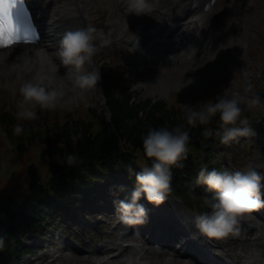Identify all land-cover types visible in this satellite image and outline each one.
<instances>
[{
    "label": "clouds",
    "instance_id": "9594fccd",
    "mask_svg": "<svg viewBox=\"0 0 264 264\" xmlns=\"http://www.w3.org/2000/svg\"><path fill=\"white\" fill-rule=\"evenodd\" d=\"M130 12L145 13L143 0H130ZM97 29L93 26L67 30L60 41V55L65 65L82 66L86 61L91 62L97 51L94 43ZM105 43L108 41L105 40ZM101 79L100 69L82 74L75 81L80 87L97 85ZM54 77L38 76L33 80L25 81L21 85L24 100L34 102L22 104L19 115L26 118H35L37 111L35 104L42 108H55L58 101L65 95V90L60 85L51 83ZM47 81V82H46ZM191 81H189L190 83ZM242 97L238 91L222 95L214 102L206 104L201 109L189 108L187 120L195 125L197 121L207 123L217 113L223 121V132L220 138L230 142L241 135L252 134L254 129L250 126H236L242 112ZM17 133L23 131L22 125L15 128ZM206 134H211L205 129ZM191 139L188 130L180 125L174 128L165 126L152 127L143 137L144 151L148 157H153L150 164H146L141 171L136 173V186L132 189L131 198L121 201V209L140 222H144L147 215L145 205L140 201L143 196L155 204L162 203L172 190V166L183 167V159L188 156V143ZM69 162L74 156L69 155ZM197 181L216 190V199L211 202V211L200 213L196 216V227L209 237H223L238 231V225L245 214L264 206V173L255 169L235 172L220 171L215 168L200 170ZM3 239L0 238V247ZM143 264H151L143 261ZM159 264H177L176 254L173 251L164 257ZM183 264H194L190 258H184Z\"/></svg>",
    "mask_w": 264,
    "mask_h": 264
},
{
    "label": "trees",
    "instance_id": "16d2710c",
    "mask_svg": "<svg viewBox=\"0 0 264 264\" xmlns=\"http://www.w3.org/2000/svg\"><path fill=\"white\" fill-rule=\"evenodd\" d=\"M110 104L111 118L101 114L97 115L94 121L79 119L68 121L63 126L50 122L49 119L39 122L40 128L33 124L22 126L19 140L24 147H27V144L23 142L37 133L43 137L50 152V166L54 177L47 181L46 186L39 183V172L33 171L29 194L24 197L0 191V238L3 239L0 264H16V251L21 247L20 235L34 225L33 219H27L26 210L35 207L41 210L42 206L45 209L50 208V202L45 201L48 197L45 193L47 189H53V203H56L65 195L75 193V190L79 189V180H82L84 173L92 174L96 171V160L128 163L138 157L136 152L139 149L145 158L154 159L146 155L143 146V137L150 128H174L180 125L192 135L200 123L197 121L195 125L189 124L187 107L185 111L168 107L166 104L141 107L115 98ZM5 122L11 129L16 128V120L12 114L5 115ZM97 126L102 127L101 134L95 131ZM69 155L74 156L72 162H69ZM198 159V156L188 154L182 161L183 167L173 165L172 183L175 180V183H178L183 177L190 176Z\"/></svg>",
    "mask_w": 264,
    "mask_h": 264
},
{
    "label": "rangeland",
    "instance_id": "374dc122",
    "mask_svg": "<svg viewBox=\"0 0 264 264\" xmlns=\"http://www.w3.org/2000/svg\"><path fill=\"white\" fill-rule=\"evenodd\" d=\"M250 7V8H246ZM252 14L253 16H249ZM230 16L234 19V23H227L230 26H232L238 34H236L235 40L226 41L222 46L220 47V51H222L223 55L218 56L217 52L214 51L211 55L210 53H206L205 55V64L198 70L200 71L199 77H197L198 84L203 83L204 81H211L215 87H203V92L200 93L198 96L199 98L206 99L209 92L212 90L211 88H215L219 95H226L230 94L234 90V84L232 82V79H230L229 76V70L232 69V72L234 73L233 79L237 80L239 82L240 80L244 79V72L251 75L252 81L257 80L258 87L263 88L264 85L261 81V77L263 76V72L261 71L264 60L259 61L256 58V52L258 50V45H261V47H264V33H261L256 30V28L261 27L262 31L264 32V0H235L232 3V7L229 9V11H225L224 16L222 18H227V16ZM220 22V23H219ZM217 23V27L219 32L222 31V24L221 21ZM244 29L245 33H241ZM257 33V34H255ZM227 34V31L225 33V36ZM254 34V35H252ZM257 39V40H256ZM256 40V41H255ZM248 44V45H247ZM247 45V51L244 50V48ZM253 47V48H250ZM234 50L239 52L238 56L234 55ZM229 54H225V53ZM262 54V53H261ZM202 55V56H204ZM208 57H207V56ZM225 57L232 58L229 63H225L224 67H222L220 70H217L214 66V61H218L219 59L223 60ZM264 59V56L262 57ZM175 67H168L169 76L168 78L172 80V82H175L176 80H179L181 78H190L191 74H188L189 67H192L194 64H173ZM200 66H198L199 68ZM223 71L227 72L226 75H221L219 77V72ZM213 77H216L213 79ZM184 78V79H185ZM17 79V78H16ZM18 81V79H17ZM197 86V85H196ZM20 87L21 82H14L12 77L7 76L6 73H0V108L2 105V95L5 91H8L10 89L14 90V96L11 100L6 103V109L10 111H15L16 115L18 117L19 122H28L29 124L35 123V125L38 123L37 117L42 116V120L45 119V117L50 118L54 117V115H63L62 109H60L58 112H56V108H48L50 112L48 113L47 108H42L39 104L35 105V110L37 111V116L35 118H26L21 117L19 115L20 113ZM147 89H144L146 92ZM240 92V91H238ZM241 94V93H240ZM100 95V94H99ZM96 93H92V96H89V98L86 100L89 104L92 105H100V97ZM176 95V94H175ZM179 95V94H177ZM142 96L145 97V93H142ZM163 96V95H161ZM165 99H168V96H164ZM242 97V94H241ZM246 100V98L242 97V101ZM68 99L63 97L60 98L58 101L59 104H61L63 107L64 105L67 106L69 109L74 110L75 106L71 104V102H67ZM242 101H241V107H242ZM248 101L252 102V99H248ZM264 103V102H263ZM248 104V103H247ZM259 116L262 114L259 113V110L254 109ZM47 112V113H46ZM56 112V113H55ZM256 113V115H257ZM237 139H233V145L234 148H230L231 151L237 153V156L244 155L243 152H241L242 149V142L239 144L236 143ZM213 151L216 153L215 156H213V162L221 163L222 165L228 164V161L232 160V153H229L227 148H223L220 145H217L214 147ZM254 158L258 159L259 153L257 151L253 154ZM19 164H15L12 168L9 169L8 172L3 173L2 183L10 182L11 180L14 181L13 184L8 185V191L9 192H16L18 189H22V185H16L17 182H20L21 180L25 179L28 176V170H26L24 167L18 166ZM17 166V167H16ZM16 182V183H15ZM122 188L125 185H121ZM136 186V185H135ZM198 197L193 199L192 202L198 201ZM143 204V200H140ZM179 201L182 202V206L184 207V211L186 212L187 209L192 208L193 211L195 207H188L187 204L182 200L179 199ZM154 205V204H153ZM199 206V205H198ZM197 206V207H198ZM168 211L175 210L173 207H167ZM135 238H140L137 234H134ZM115 245L116 242H113ZM49 247H45L44 249H41L39 252H41L44 256L40 260H45L44 262L40 264H46L45 262L49 260L47 256H45V249H48ZM89 256L91 253L88 254ZM162 255V254H161ZM153 259H157L159 264V261H161L163 258L159 257L158 255H155ZM83 258H80L77 264H90L88 261L82 262ZM182 264V263H177Z\"/></svg>",
    "mask_w": 264,
    "mask_h": 264
},
{
    "label": "bare ground",
    "instance_id": "6f19581e",
    "mask_svg": "<svg viewBox=\"0 0 264 264\" xmlns=\"http://www.w3.org/2000/svg\"><path fill=\"white\" fill-rule=\"evenodd\" d=\"M234 1V0H233ZM219 3H215L211 10L214 11V10H219ZM246 8H250V7H246ZM204 19H206V16L204 17ZM226 21H228L229 23H234V19L231 18L229 15L227 16V18L225 19ZM229 26L226 27L225 25V22H223V30L221 32H218L217 31V26L215 24H209L208 25V28L207 30L205 31V33L203 34V29L202 28V32L201 33V36L203 37V35H206V33H208V29H214V34L212 35V37L208 40L206 38H204V42L208 45V47H210V49L212 51H216L218 49V47L220 46V44H222L224 42V35H225V32L226 29L228 28ZM231 29V28H230ZM200 31V28L198 29ZM195 42L192 44V46H195L197 45V42H198V39H195L194 40ZM12 48V47H11ZM40 51V57H39V61L42 63V64H46L47 66L51 67L52 69H56L55 66L52 65V63L48 60V57H47V54L45 51L43 50H38ZM31 56H34V53H32V51H22V50H16L15 52H12V50H6L4 52H0V65H5V66H10V63L14 60H16L17 58H20V57H27V58H30ZM28 60L26 58H21V67H16L17 66V62L14 61L12 62V65H13V68L18 71L20 74H23L24 71L29 67V66H23V63ZM205 64V58H198L196 60V62L194 63V65L192 67H189V72L190 74L192 75H195L196 72ZM23 66V67H22ZM198 66H200L198 68ZM157 75V78H153L152 81H156L158 82L159 79L161 80V78L159 77H163V76H166L168 74V69L166 68L165 65H159L157 67H155L153 69ZM41 76V75H40ZM113 257H109V258H106L105 261L109 262V263H112L114 262ZM152 256H150V258L147 260V261H150L151 263L155 264L154 260L151 259ZM145 261V260H143ZM143 261H141L140 264H143ZM100 263V261H99Z\"/></svg>",
    "mask_w": 264,
    "mask_h": 264
},
{
    "label": "snow or ice",
    "instance_id": "6c2138e0",
    "mask_svg": "<svg viewBox=\"0 0 264 264\" xmlns=\"http://www.w3.org/2000/svg\"><path fill=\"white\" fill-rule=\"evenodd\" d=\"M22 4L24 0H0V45H8L22 38L16 21Z\"/></svg>",
    "mask_w": 264,
    "mask_h": 264
}]
</instances>
